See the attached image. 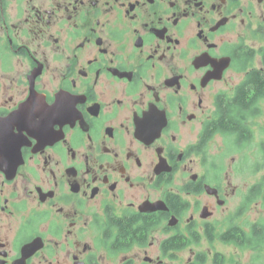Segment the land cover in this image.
<instances>
[{
	"label": "flooded vegetation",
	"instance_id": "af4514ba",
	"mask_svg": "<svg viewBox=\"0 0 264 264\" xmlns=\"http://www.w3.org/2000/svg\"><path fill=\"white\" fill-rule=\"evenodd\" d=\"M263 116L264 0H0V264H264Z\"/></svg>",
	"mask_w": 264,
	"mask_h": 264
},
{
	"label": "rangeland",
	"instance_id": "374dc122",
	"mask_svg": "<svg viewBox=\"0 0 264 264\" xmlns=\"http://www.w3.org/2000/svg\"><path fill=\"white\" fill-rule=\"evenodd\" d=\"M259 124H261V125H264V116L262 117V118H260L259 119ZM263 133H259V132H256L255 133V138H257V139H259V136H261ZM256 140V139H255ZM256 145V143L254 144V145H252L251 147H249V148H246V149H244V150H242L241 151V153L240 154H228V155H226V157H227V159H225V161H226V164L229 166V162H230V160H229V158H231V157H239V156H243L245 153H246V156L248 157V158H250V161L251 162H254V161H258L259 159L257 158L256 159V157H257V155L255 154V149H253V147ZM212 147H214V145L212 146ZM216 147L215 148H211V152L212 153H215L216 152ZM251 151V152H250ZM253 151V152H252ZM257 153V152H256ZM259 174L260 173H258V177H259ZM244 175H246V174H244ZM247 178H248V180L250 181V180H253L250 176H249V174H248V176H247ZM237 180L238 181H241V180H244V179H242V176L240 175L238 178H237ZM233 204H235V203H233ZM244 256H245V254H243L242 255V260L244 259Z\"/></svg>",
	"mask_w": 264,
	"mask_h": 264
},
{
	"label": "trees",
	"instance_id": "16d2710c",
	"mask_svg": "<svg viewBox=\"0 0 264 264\" xmlns=\"http://www.w3.org/2000/svg\"><path fill=\"white\" fill-rule=\"evenodd\" d=\"M261 84H262V83H260V82L257 83L258 91L261 90V88H262V87H261V86H262Z\"/></svg>",
	"mask_w": 264,
	"mask_h": 264
}]
</instances>
